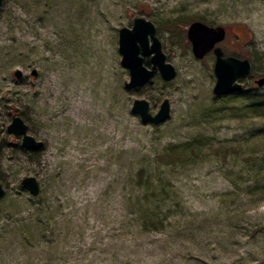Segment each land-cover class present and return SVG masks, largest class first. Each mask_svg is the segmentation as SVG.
Returning a JSON list of instances; mask_svg holds the SVG:
<instances>
[{
    "label": "rangeland",
    "instance_id": "rangeland-1",
    "mask_svg": "<svg viewBox=\"0 0 264 264\" xmlns=\"http://www.w3.org/2000/svg\"><path fill=\"white\" fill-rule=\"evenodd\" d=\"M137 16L156 26L176 75L164 81L157 70L128 90L117 35ZM194 20L223 25L224 53L249 58L252 76L264 75V0L3 1L0 234L27 215L41 234L21 244L23 227L12 225L0 264H264V114L241 111L264 86L248 76L245 96L213 95V53L197 59L186 35ZM73 65L98 79L89 88L62 81ZM135 98L152 113L168 99L170 118L142 123L130 111ZM14 108L43 148H23L7 132ZM193 140L201 154L182 163L178 150L168 156L171 145ZM26 175L48 206L35 220L36 199L20 185Z\"/></svg>",
    "mask_w": 264,
    "mask_h": 264
},
{
    "label": "water",
    "instance_id": "water-1",
    "mask_svg": "<svg viewBox=\"0 0 264 264\" xmlns=\"http://www.w3.org/2000/svg\"><path fill=\"white\" fill-rule=\"evenodd\" d=\"M4 0H0V8ZM132 27L122 26L118 30V52L120 63L129 71L128 81H124V87L128 90L145 85L159 71L164 81L171 80L176 75V70L168 61L166 62L160 40L155 35L156 26L145 16L134 17ZM225 27L222 25H208L202 21H191L187 27L186 35L190 41L191 51L194 57L201 60L207 54L213 53V73L215 82L212 87L213 95L217 97L234 94L242 90V80L246 79L252 71L251 60L238 56L226 55L219 43L226 36ZM144 56H149L150 67L144 64ZM31 75H36L32 69ZM13 75L20 79L22 71L14 70ZM256 86L264 85V75L254 81ZM155 113L150 112V104L142 98H135L130 111L140 117L142 123H151L158 126L170 118L171 103L163 99ZM11 122L7 126V132L21 137L22 147L36 151L44 146V142L37 140L27 132V125L18 115V109ZM22 188L27 189L33 197L40 194L38 179L26 175L21 181ZM4 189L0 184V198Z\"/></svg>",
    "mask_w": 264,
    "mask_h": 264
},
{
    "label": "trees",
    "instance_id": "trees-1",
    "mask_svg": "<svg viewBox=\"0 0 264 264\" xmlns=\"http://www.w3.org/2000/svg\"><path fill=\"white\" fill-rule=\"evenodd\" d=\"M249 90V89H247ZM246 89H242L234 94H231V95H225V96H230L232 98H236V97H239V95H242V96H245L246 92H247ZM247 99L249 100L248 104L246 106H244L242 108L241 111H251V112H254L258 115H260V112L262 114H264V96H262V99H260L259 101H257L256 103H252V99H251V96H248ZM203 146L204 144H196L195 145V140L193 141H190V142H185V143H182L181 145H171L170 147V150L169 152L171 153H168V156H171V154H173L175 151L174 150H178L180 153L178 154L179 155V161L180 163H182L183 161H188V157L189 158H193L194 156H197L199 154H201L202 150H203ZM142 170H138V176L139 177H142L143 175V172H141ZM151 178L149 179H146L145 182H149ZM138 185L140 186L141 183L139 181ZM3 198V197H2ZM2 198H0V201L2 200ZM35 201L38 205V209H36L37 211L34 213L35 214V219H37L39 217V215H42V213H48L49 211L46 209V207L48 206H45L42 202V199H40L39 195L38 197H35ZM16 203L13 202L12 203V207L16 208ZM52 216L50 215V217H48V220L51 218ZM28 218H29V215H27V217H24V218H17L15 223H9V222H4L5 223V226L3 228V232L0 234V243L1 241H3L5 239V237L7 235H9L8 233L10 232H13L14 234H17L16 231L18 229H20L21 227H18L19 225L23 227V229H20L21 231L19 232L18 234V241L20 242L21 241V244H23V242H27L29 241V239H33L34 237H32L33 235H40V231L37 233V229L35 228L36 226H39V223L33 225L32 223H28V224H25L27 223L28 221ZM26 220V221H25ZM31 220V219H29ZM147 223V222H146ZM12 225H14L12 227ZM144 226H145V223H144ZM14 228L16 231H11L10 228ZM30 228H34V229H30ZM31 231H33V233H31ZM45 231H47L45 229ZM33 240H40V237L37 238V239H33ZM5 241V240H4ZM24 251V250H23ZM25 252L28 253V250L25 249ZM54 260H58V259H50V260H47V263L46 264H55V261ZM34 261V260H33ZM46 262V261H45ZM31 264H35V263H31ZM38 264H41L38 263Z\"/></svg>",
    "mask_w": 264,
    "mask_h": 264
},
{
    "label": "bare ground",
    "instance_id": "bare-ground-1",
    "mask_svg": "<svg viewBox=\"0 0 264 264\" xmlns=\"http://www.w3.org/2000/svg\"><path fill=\"white\" fill-rule=\"evenodd\" d=\"M70 68L71 69H69V70L66 68V70H64L61 73L62 74V81L68 82V84L72 83L74 85L73 87H78L80 84H83V86L85 85L84 86L85 88H87V87L89 88V86H90L89 84L95 82L98 79V78H96V79L92 80V79H90V76L85 77L84 76L85 73L83 72L82 68L79 66L73 65ZM90 68H91V64L88 65V69H90ZM98 69L99 68H96V69L94 68V71H98ZM94 76H92V77H94ZM85 88H83V89H85Z\"/></svg>",
    "mask_w": 264,
    "mask_h": 264
},
{
    "label": "flooded vegetation",
    "instance_id": "flooded-vegetation-1",
    "mask_svg": "<svg viewBox=\"0 0 264 264\" xmlns=\"http://www.w3.org/2000/svg\"><path fill=\"white\" fill-rule=\"evenodd\" d=\"M226 55H228V54H226ZM251 66H252V64H251ZM252 72H253V66H252V71H251V74L249 75V77H251V79H252V81H253V83H254V81L256 80V79H258L257 77H253L252 76ZM254 85L256 86V84L254 83ZM262 86H264V85H262ZM259 87H261V86H258V88ZM253 89H255L254 87H252Z\"/></svg>",
    "mask_w": 264,
    "mask_h": 264
}]
</instances>
